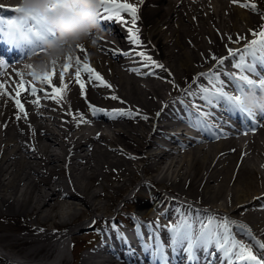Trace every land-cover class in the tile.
Segmentation results:
<instances>
[{
  "label": "bare ground",
  "instance_id": "6f19581e",
  "mask_svg": "<svg viewBox=\"0 0 264 264\" xmlns=\"http://www.w3.org/2000/svg\"><path fill=\"white\" fill-rule=\"evenodd\" d=\"M127 2L139 9L136 27L144 50L166 70L155 68V75L145 76L127 71L128 66L121 60L113 61L118 51L114 53L115 49L111 50L109 45L118 42V35L123 37L122 51L136 47L127 42V26L119 23L118 27L114 26L116 34L108 36L112 43L106 39L109 45H85L83 52L77 49L71 55V61L64 57L47 70L51 74L56 69L53 82L59 86L63 64L72 63L75 67V57L80 56L111 88L88 82L85 101L70 70L66 81L71 83L60 104L41 95L36 106L31 103L34 97L27 91L22 93L28 118L20 120L15 118L13 101L0 90L7 100L0 102V219H13L12 224L0 225L1 256L31 264H68L66 253L70 243L66 237L72 239L74 230L89 223L80 219L102 211L107 205L101 201L105 196L110 201L107 211L112 210L123 192H134L141 186L155 189L152 196L158 202L147 207V201L135 198V193L132 198L129 194L124 198L136 199L134 222L138 235L124 232L118 253L111 249L105 254L100 251L99 243L82 252L74 264H132L133 257L128 262L123 260L132 254L131 244L136 238L147 237L149 242L152 228L148 225L156 221L160 225L175 223L179 220L178 210L186 212L189 205L195 215L198 208L191 203L204 207L200 209L201 216L229 215L264 241V199H255L264 197V129L249 136L246 144L207 139L205 144L194 145L190 131L177 130L178 126L173 125L178 109L183 107L177 101L188 97L183 90L191 88L193 83L178 94H174L172 84L200 73L199 65L209 60L211 54L227 55L226 49L235 46L227 36L235 40L237 34L252 35L250 30H256L262 22L260 14L241 6L232 7V0ZM258 6L264 8V0H258ZM129 17L125 19L130 20ZM181 37L186 44L180 42ZM128 57H133L137 68L140 67L138 57ZM23 65L31 67V64ZM24 69L26 66H20L19 72L25 73ZM145 71L149 69L140 68L141 73ZM82 75L87 82V75ZM3 84L14 96L17 83L11 79ZM30 84L44 87L39 81ZM111 95L120 99L112 100ZM88 102L107 110L133 109V116L113 119L100 113L92 117L86 113ZM135 110L149 116V120L137 117ZM69 111L77 118L83 113L87 122L77 123L67 114ZM157 112L161 114L157 116ZM163 119L167 122L163 123ZM176 155L180 158H173ZM137 172L147 179L135 182ZM104 189H111L114 195L105 194ZM169 207H174L176 212ZM167 232L166 228L160 229V234ZM108 233L116 243L115 235ZM100 239L103 243L102 236ZM0 264L16 263L1 259Z\"/></svg>",
  "mask_w": 264,
  "mask_h": 264
},
{
  "label": "snow or ice",
  "instance_id": "6c2138e0",
  "mask_svg": "<svg viewBox=\"0 0 264 264\" xmlns=\"http://www.w3.org/2000/svg\"><path fill=\"white\" fill-rule=\"evenodd\" d=\"M140 3L143 4L144 0H140ZM232 3L239 4L241 7L260 14L261 20L264 21V8L258 6V0H232ZM3 7L0 6V8ZM55 7L54 3H50L46 13L51 12ZM7 10L17 14L11 17L0 15V37L5 38L9 44L21 50L26 48L29 53L36 50L43 51L44 41L56 35L55 30L47 25L45 15L32 12L23 13L16 6ZM138 12V7L128 3L127 0H99L98 20L105 22L112 20L126 25L128 40L136 46L129 51L114 50V53L119 51L122 55L139 58L140 67L131 68L130 71L145 76L155 75V68L166 69L163 64L155 61L143 48L139 29L136 27L140 19ZM123 14H128L130 20L125 19ZM259 27L260 30L258 32L250 30L254 38L247 40L243 47H229L226 49L227 55L225 56L217 57L215 54L210 56L217 66H223L226 61H231L232 67L240 70L239 75L235 72H218L211 69L208 72H201L199 76L201 78H209V85H200L199 91H193L191 88L185 89L183 90L184 95L198 97L205 105L212 107L221 104L226 105L227 111L239 113L247 119L255 120L258 115L264 117V111L253 112L246 110L241 100V97L249 89L264 91V73L258 70L261 66H264V22ZM227 40L239 44L241 41H245L246 37L237 34L235 40L231 36H227ZM77 49L83 52L84 46L79 45ZM68 60L71 61L72 57L68 58ZM74 63L75 67H73L72 63L63 64L59 73V86L53 82L56 75L55 68L52 69L51 74L48 71L40 76L28 73L42 83L44 85L43 88H37L34 84H30L23 79L25 73L18 72L17 75L20 77V82L16 84L14 96L6 90L3 83H0V90H3L2 94L7 95L14 103L16 109L15 118L17 120L28 118V112L21 99L22 93L26 91L34 97L31 101L33 105L39 106L41 95L44 99H50L60 104L71 83V81H66V74L70 70L73 73L75 84L78 85L79 95L85 101H87L88 82H92L97 87H112L99 72L91 67L90 63L83 61L80 56L75 57ZM3 67H5V61L0 59V68ZM140 68L149 69V71L141 73ZM245 73L255 75L257 79H253L251 75ZM82 74L87 75V82ZM222 77H226L234 85L235 95L224 90L225 81ZM48 89H51V91H48ZM109 98L112 100L120 99L116 95H111ZM177 102L184 104L182 99H178ZM86 106L93 116L103 113L113 119L116 117H132L134 112L133 109L107 110L92 105L90 102ZM193 107L195 109L193 112L194 119L190 120L189 123L193 127L204 130L202 125H206V121H201L200 118L202 116H211L212 113L201 111L200 105H193ZM67 114L72 115L73 120H76L77 123L87 122L83 119V113L80 114L79 118L71 111ZM160 114V112L156 113L157 116ZM135 115L145 121L149 120V116L142 115L139 110H135ZM4 126L6 127L7 125L5 124ZM255 199L259 201L264 199V197H256ZM178 211L179 220L175 223L160 225L159 221H156L154 224L150 223L148 225L152 228L150 238L155 241L154 250L148 244L143 245V247L146 251L151 250L153 259H158L161 264H168L169 259L165 253V242L160 235V229L162 228L167 229L170 237V244L167 246H170L174 252L182 249L186 253L189 262L197 261L199 259L198 251H203L208 255L218 256L222 264H264V241L257 239L247 225L232 220L227 215L222 218L216 215L201 216L199 209L193 215L191 205H189L186 212ZM113 227L116 226L113 225ZM237 234L243 235L249 243L246 244L244 241L237 239ZM210 249H214V251H210Z\"/></svg>",
  "mask_w": 264,
  "mask_h": 264
},
{
  "label": "clouds",
  "instance_id": "9594fccd",
  "mask_svg": "<svg viewBox=\"0 0 264 264\" xmlns=\"http://www.w3.org/2000/svg\"><path fill=\"white\" fill-rule=\"evenodd\" d=\"M50 3L56 5V14L47 15ZM16 7L23 13H39L45 15L46 23L58 33L55 39L44 41V50L38 53L39 59L28 57L24 69L29 73L40 74L52 67V61L62 62L64 57L75 54L77 44L91 43L89 34L99 28V0H18ZM75 8L77 19L66 20L64 12ZM243 107L253 112L264 111V91L249 89L241 97Z\"/></svg>",
  "mask_w": 264,
  "mask_h": 264
},
{
  "label": "rangeland",
  "instance_id": "374dc122",
  "mask_svg": "<svg viewBox=\"0 0 264 264\" xmlns=\"http://www.w3.org/2000/svg\"><path fill=\"white\" fill-rule=\"evenodd\" d=\"M245 37V36H244ZM180 42L182 43V44H186V41L184 40V37L182 38L181 37V40H180ZM175 43V42H174ZM180 49V46L177 48V50H179ZM178 157V155H176V156H173V158H177ZM178 158H180V157H178ZM139 172H137L136 173V176H135V178H134V181L136 182L137 180H139L141 177H143V175L144 174H139ZM163 186H164V184H163ZM105 190V194H110V196H113L114 194H112V190L111 189H109V190H106V189H104ZM163 192H165L164 190H162ZM166 193V192H165ZM128 195V193H126V192H123L122 193V196H120L119 198H118V200H116L115 202H114V205H113V209L112 210H108L107 211V206L110 204V201H108L107 199H106V196H105V199H101V201L102 202H106L107 203V205H106V207L102 210V211H99V212H94V213H92L91 215H89L88 217H84V218H81L80 219V221H83V220H85V219H87V218H89V217H91L92 215H95V216H101V215H113L115 212H116V209L118 210V209H120V204L122 203L121 201L123 200V198L124 197H126ZM127 207H126V211L127 210H132L131 209V206H129V204H127L126 205ZM107 216V217H108ZM10 221H13V219H8V220H4V219H0V225H6V224H9L10 223ZM18 221V220H17ZM10 224H12V223H10ZM21 229V228H20ZM16 231V230H15ZM2 232H6V233H9L8 231H6V230H2ZM82 237L83 236H78L77 237V240H78V242L82 239ZM84 239H87V237H85ZM84 245H88V244H84ZM80 248V247H79ZM83 248V247H82ZM81 248V249H82ZM75 249H76V247H75ZM75 249H74V251H75ZM86 250V249H85ZM68 259L69 260H71V257H68Z\"/></svg>",
  "mask_w": 264,
  "mask_h": 264
}]
</instances>
